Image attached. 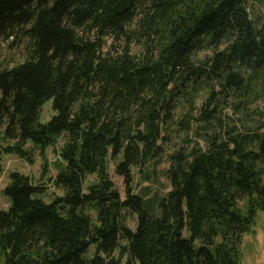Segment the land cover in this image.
<instances>
[{"label": "trees", "instance_id": "trees-1", "mask_svg": "<svg viewBox=\"0 0 264 264\" xmlns=\"http://www.w3.org/2000/svg\"><path fill=\"white\" fill-rule=\"evenodd\" d=\"M248 1L0 0V43L21 49L0 64V161L34 164L64 139L47 182L9 174L0 264H240L264 212V125L223 136L213 123L264 72V26ZM173 124L196 126L204 146L169 155L170 190L147 199L134 171L160 164ZM118 158L125 198L109 174ZM48 184L63 191L51 203Z\"/></svg>", "mask_w": 264, "mask_h": 264}, {"label": "rangeland", "instance_id": "rangeland-1", "mask_svg": "<svg viewBox=\"0 0 264 264\" xmlns=\"http://www.w3.org/2000/svg\"><path fill=\"white\" fill-rule=\"evenodd\" d=\"M248 7L250 15L255 23L261 28L264 26V0H249ZM14 40L9 39L8 42L0 43V64L6 63L10 59H17L20 53V47L15 46L10 48L11 43ZM111 41V40H109ZM134 50H137L134 46ZM206 53L200 54L203 58ZM264 84V72H261L258 79H254L251 82V88L249 91V97L246 93L247 103H240L236 98L232 103H229L220 116L222 117V124L220 126L218 122H214L213 130L221 133L223 136L230 129L235 131L254 130L259 131V127L264 125V94L262 92ZM255 89V90H254ZM254 90V91H253ZM206 92H201L196 99L197 107L201 105ZM52 101L46 103L41 112V122H48L53 116L51 109ZM188 105L184 100L181 101L180 109L178 110L175 119H179L182 114L187 111ZM234 127V128H233ZM200 130H198L199 132ZM264 132V130H262ZM203 133V131H200ZM194 126L192 133L188 134L181 129V126L173 124L169 126V130L164 133L166 137V143L164 144L165 153L162 161L158 166L151 165L143 173H139L137 170L135 173V191L143 196H148L147 199L153 197L162 196L170 190V185L165 175V170L169 167V155L175 151L185 147L190 148L192 146L200 145L204 146V142L198 136ZM64 145V139H60L55 147H50L43 155L41 152H36L34 164H28L22 161L17 156L6 155L1 157L0 164L2 166V173L0 174V210H7L11 204L10 199L3 193V190L9 184V174L11 172H20L25 175H29L35 183L47 182L49 178L54 177L57 174L56 165L59 163V151ZM120 160L111 159L109 166V174L114 181L117 189L120 191L122 198H125V183L124 178L117 174L116 165ZM46 165L47 172L44 173V166ZM157 167V168H156ZM150 175V180L145 181L144 174ZM96 176H90L86 181V187L93 182ZM63 196V191L57 189L51 184H48L47 191L41 196L47 203H51L55 198ZM243 211H245L246 201L239 202L238 205ZM154 208H156L154 206ZM126 224L136 229L137 219L135 215H127ZM241 258L240 264H264V212L262 210L257 211L255 218V225L251 230L243 235L241 243Z\"/></svg>", "mask_w": 264, "mask_h": 264}]
</instances>
